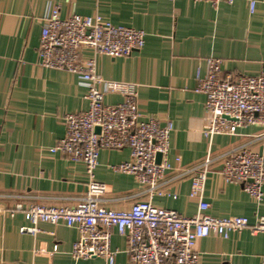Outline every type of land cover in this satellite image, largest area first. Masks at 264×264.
<instances>
[{
  "label": "crops",
  "instance_id": "obj_1",
  "mask_svg": "<svg viewBox=\"0 0 264 264\" xmlns=\"http://www.w3.org/2000/svg\"><path fill=\"white\" fill-rule=\"evenodd\" d=\"M222 2L217 7L194 0H0V264H75L72 256L79 237L76 228L40 223L39 231L21 233L30 221L22 204L75 206L87 193L88 174L81 162L50 149L65 136V115L86 111L88 89L79 77L40 65L38 48L44 20L53 7L62 18L101 15L116 25L145 31V46L130 56L96 57L99 73L107 80L137 87L143 119L161 125L172 123L168 160L162 189L176 194L156 195L154 205L184 216L199 211L198 199L190 196L192 174L184 172L211 154L204 200L207 213L216 217H248L254 223L264 216V199L255 202L239 183L225 181L221 171L227 154L241 146L264 154L262 128L248 126L235 135H215L210 142L200 135L207 97L197 93L196 77L208 71L207 59L221 61L227 77L257 75L264 71V0ZM91 57L92 51L83 52ZM121 94L105 101L118 104ZM177 157L181 161L177 162ZM130 159V149H101L95 176L108 185L113 199L108 207L129 208L145 200V186L130 174L112 166ZM264 190V186H263ZM58 249L55 251V246ZM111 247L116 264H132L127 241L113 233ZM199 264H260L264 257V233L250 228L224 239L210 235L198 242ZM85 264H105L95 257Z\"/></svg>",
  "mask_w": 264,
  "mask_h": 264
},
{
  "label": "built area",
  "instance_id": "obj_2",
  "mask_svg": "<svg viewBox=\"0 0 264 264\" xmlns=\"http://www.w3.org/2000/svg\"><path fill=\"white\" fill-rule=\"evenodd\" d=\"M194 1L217 7L234 0ZM256 3L250 1L251 13ZM145 39V31L113 24L98 14L62 18L57 6L44 20L38 48L40 65L73 73L88 89V109L65 115V136L50 149L85 165L89 177L87 193L75 206L18 204L9 212L12 217L19 211L26 214L30 225L21 227V233L38 232L40 223L76 228L79 237L72 249L75 264H85L95 257L104 259L105 264H116L117 250L111 247L114 232L126 239L132 264H199L201 239L210 235L227 239L245 228L254 235L264 233V216L251 223L248 217H216L207 213L210 204L204 200V192L213 162L210 153L184 172L192 174L190 196L199 201L196 215L184 216L153 204L156 195L178 197L162 189L166 172L172 168L168 155L173 125H161L154 118L143 119L136 85L105 79L96 61L98 55L130 56L145 46ZM86 50L93 55L85 57ZM207 65L206 75L198 73L196 77L195 91L207 97L200 135L211 142L215 135H235L240 128L258 126L264 138V71L233 78L223 76L219 59L210 57ZM115 93L124 100L107 103L106 96ZM104 148L130 149V159L112 169L133 175L146 187L147 199L134 202L129 208L108 207L107 203L113 201L107 197L111 189L95 176L99 152ZM159 153L161 162L157 161ZM176 160L179 163L181 158ZM221 173L226 182L241 184L255 202L263 201L264 154L241 146L227 154ZM3 197L0 193V201ZM5 210L0 203V213ZM57 249L56 245L54 250ZM260 264H264V257Z\"/></svg>",
  "mask_w": 264,
  "mask_h": 264
},
{
  "label": "water",
  "instance_id": "obj_3",
  "mask_svg": "<svg viewBox=\"0 0 264 264\" xmlns=\"http://www.w3.org/2000/svg\"><path fill=\"white\" fill-rule=\"evenodd\" d=\"M97 132H100V128H97ZM161 158H162V155H161V153H159L157 156V161L161 162Z\"/></svg>",
  "mask_w": 264,
  "mask_h": 264
}]
</instances>
